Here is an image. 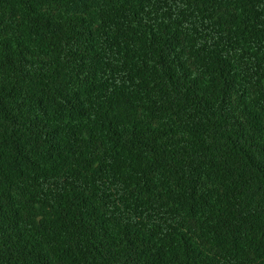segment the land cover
I'll list each match as a JSON object with an SVG mask.
<instances>
[{"label":"trees","instance_id":"16d2710c","mask_svg":"<svg viewBox=\"0 0 264 264\" xmlns=\"http://www.w3.org/2000/svg\"><path fill=\"white\" fill-rule=\"evenodd\" d=\"M0 264H264V0H0Z\"/></svg>","mask_w":264,"mask_h":264}]
</instances>
